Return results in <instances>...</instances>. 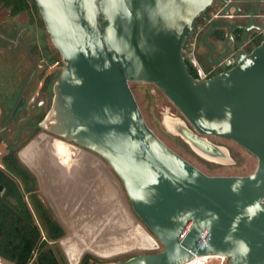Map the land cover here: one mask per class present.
Here are the masks:
<instances>
[{
    "label": "water",
    "instance_id": "water-1",
    "mask_svg": "<svg viewBox=\"0 0 264 264\" xmlns=\"http://www.w3.org/2000/svg\"><path fill=\"white\" fill-rule=\"evenodd\" d=\"M213 1L34 0L63 62L38 125L98 155L144 225V244L116 264H177L194 255L264 264V38L249 52L230 53V68L195 81L182 47L196 18L209 22L201 40L210 53L221 49L205 40L213 29L231 37L225 16L235 3L223 0L222 17L212 19L206 8ZM222 47L219 59L230 52ZM130 82L154 84L171 101L182 117L164 115L163 127L192 153L232 164L227 148L207 137L230 139L256 158L255 169L204 174L146 125Z\"/></svg>",
    "mask_w": 264,
    "mask_h": 264
},
{
    "label": "rangeland",
    "instance_id": "rangeland-1",
    "mask_svg": "<svg viewBox=\"0 0 264 264\" xmlns=\"http://www.w3.org/2000/svg\"><path fill=\"white\" fill-rule=\"evenodd\" d=\"M39 18H41L40 15L39 17L36 14L34 16H30L27 12H21L18 15L12 17L8 15L7 9L0 7V51H3L4 47H8L10 45L18 46V48L14 52V55L16 57H13L14 60L18 61L17 69L19 71L17 70L18 76L16 77V79L24 78L28 70L30 69V67L33 66L32 74L30 76V82L27 87V92L29 95H33L34 97L33 102H35V104L36 102L39 103L40 101H43V104H41L40 108L46 113L49 108L50 100L52 97L51 86L54 80L58 77V74L63 66V62H62L60 54H59V58L57 59V62L50 63L45 58L46 57L44 56L45 50L42 48L43 46L42 43L46 46L47 51L52 52L56 49L52 45L46 33V30L44 28L43 22H40ZM38 25H43V26H38ZM33 43H36L37 49L41 51V53H43V57L45 59H40V58L35 59V56H28V53H27L28 47ZM48 75H50V79H49L47 88L42 89L41 87H42L44 78ZM129 88L133 94L135 102L141 112V115L146 125L171 150H173L175 153H177L182 158L187 160L189 163H191L193 166L198 168L204 174L206 175H246L248 173H251L255 169L256 158L251 153H249L247 150H245L244 148H242L241 146H239L238 144H236L230 139L208 136L210 140L220 142L221 144L225 145L229 149L230 155L233 159L232 164H229V165L217 164L214 162L206 161L198 157L197 155H195L189 150L188 146L184 142H182L180 138L169 134L163 127L162 118L164 115L182 117L180 112L171 103V101L154 84H151V83L130 82ZM31 110L33 113L36 110V108H33ZM22 121L23 119H20L18 123L15 124L16 126L13 125L14 123H11L10 131H6V129L3 127V122H0V134L3 135V133H6L5 140L0 141V168L1 169L4 168L1 162V158L6 153V144L9 142V140H12L15 137V134L17 135V131L19 128L18 126H21L23 124ZM27 134H28V131L23 128L19 131V136L17 135L18 139L15 144L16 151L19 150L22 146H24L23 144H25V142L31 137V136H27ZM34 137L35 135L32 138H30L29 141L35 139ZM63 141L71 146L76 147L79 151H81L85 155L82 162L77 164L76 161H72V164L69 165L70 167L71 166L74 167L72 171L67 173L70 176L71 184L72 183L74 184L76 177L79 176V178L81 179V184H82L80 185L84 187L85 191H86V188L92 190L93 186L91 187V182L93 181V184H94L96 183L94 182V180L97 179V182H98V179H99V200L101 199L103 200L102 202L105 201L106 203V207H104V206H101L102 202L100 201L98 213L97 212L91 213L93 214L92 216L90 215V213H87V215L81 218L79 221L76 220L75 222H72L70 224L69 223L64 224L66 226L65 233L61 237L55 240H52V241L51 240L46 241L45 247L50 248L52 250V252L56 256L60 264H71L63 248V242L66 240H75L78 237L81 238V235L82 236L84 235L83 233H85V235L90 237L92 232L94 230H97L98 228H99V234L102 233L101 230H103V228L106 225L111 224L108 221L110 220V218L112 219V221L116 220L118 223L119 216H117V205L119 207V211L120 209H123L125 207V210L127 211L128 216H130L137 223L141 224L143 227L144 225L141 223L138 217L131 210L120 181L115 176V174L112 172V170L108 167V165L98 155L91 152L90 150L76 143H73L69 140H63ZM61 149L62 147L60 144L57 146V151L60 152ZM72 153H74V151ZM71 155L73 156L74 154H71ZM50 158H51L50 164H52L51 165L52 168H49L51 170L47 169V181H49L53 177L54 180L52 181H55V182L57 180L59 181V185L57 184L58 187L67 188L70 184L62 185V183H65L66 181L65 179H61V177L65 178L64 176H66L64 172V168L60 167L56 163V160L54 159V157H52V155L50 156ZM93 158L98 159L101 164L99 163V166H98L97 165L98 163L95 162ZM94 164L95 166H92ZM101 165L103 167H101ZM90 166L92 167L90 168ZM93 168H94V173H93ZM104 173H107L109 174L110 177H112L117 188L120 190V193L116 195L117 193L116 192L114 194V197H112V199H110L111 197L110 194L105 195V193L102 192L103 190H100V187L102 188L104 187V185L101 183V179L103 178ZM106 177H108V175ZM41 186H43V184ZM114 187L115 186H113V188ZM109 188L112 189L111 185H109ZM75 190L78 192V189H75ZM36 194H38L41 200L44 201V203L48 205L47 199L45 198L44 195H42V193L39 190L38 183H37ZM22 195H23L22 197L24 201L26 202L27 206L31 210L30 205H29L30 203L27 197L28 194L23 193ZM97 197L98 196L96 195V198ZM76 200L77 198L76 199L73 198V202H76ZM84 202H85L84 204H86L87 200H85ZM113 207H114V211H111ZM34 219H35V216H34ZM58 223L60 224L59 221ZM119 227L121 229V231L119 232L122 234L120 235L114 234V235L118 236L121 239V235H125L126 228L122 230V226L118 225L117 229H119ZM40 235L42 238L45 235V233L41 229H40ZM85 235L84 237L87 238ZM84 254H89L92 256L88 260V264H92L94 261L111 262L117 259H126L127 257L133 255L134 253L131 251H122L110 257L104 258V257L97 256L91 252L83 251L79 257L81 258V256H83ZM79 261L80 259L74 264H78ZM212 262L215 263V260H213ZM227 262H228V259L225 261V264Z\"/></svg>",
    "mask_w": 264,
    "mask_h": 264
},
{
    "label": "flooded vegetation",
    "instance_id": "flooded-vegetation-1",
    "mask_svg": "<svg viewBox=\"0 0 264 264\" xmlns=\"http://www.w3.org/2000/svg\"><path fill=\"white\" fill-rule=\"evenodd\" d=\"M222 1L223 0H214L211 5L206 8V13L210 16V18L217 19L219 17H222L221 13H223L224 10V3H222ZM231 1L235 3V7L232 8V10L229 12L230 14L225 16L229 18V25L232 26L230 33L231 37H229L228 29H213L211 34L205 38L206 42L211 45L216 46L217 44H219V46L221 47L220 50L214 49L210 53V48L202 42L201 37L208 31L209 27V22L203 16H198L196 18L194 22L195 26L193 35L187 38L183 44V59L185 61L187 69L191 72H195L196 75L194 78L197 77L199 71L201 73L207 72L209 77H212L221 72L223 69L230 68L232 66V64L229 62L231 56L230 53L237 52L238 50L249 52L264 38V0H229L227 2ZM233 11H236V13L232 14ZM216 13L218 15L214 16V14ZM16 15H13L12 17ZM236 25L249 26L247 31L245 32V30H241L235 27ZM258 25H260L262 28L257 29ZM231 38L237 43H240V46H232ZM223 44H227V46H230V52L219 59L220 55L226 51V49L222 47ZM218 59L219 62H217ZM32 70L33 66L30 67L22 81H19L16 86L12 88L10 94L0 99V122H3V127L6 129V131H10L11 123H14L13 125H15L20 119H23L22 125H25L26 121H28L32 117V115L41 110L40 106L41 104H43V101H40L39 103L36 102L35 104V102H33V95H29L27 92V87L30 82ZM33 108H36V110L32 113L31 109ZM38 123L37 126L40 127ZM25 130L28 131L27 136H31L30 138H32L35 135V139L29 141V138L25 142V144H23L24 146L16 151V156L19 161L34 174L40 192L47 199V203L56 220L60 222L64 233L66 227L64 224L72 223L76 220L79 221L81 218L86 216L87 213H90L91 216L93 215L91 213H98L100 201H103L100 199L98 202L97 200L99 198V179L97 182V179L95 177L96 180H94V182L96 183L93 184V181L91 182V187L93 186L92 190L86 188L85 191L84 187L81 186L82 184L79 176L76 177L75 183L71 184L70 176L67 174L74 168L73 166H69L70 164H72V161H76V163L78 164L82 162L85 155L76 147L71 146L63 141L66 139L56 136L42 129L41 127L39 131L31 135L29 129L26 128ZM5 134L6 133H3V136H5ZM207 139L214 144L225 146L220 142L210 140L208 137ZM12 143L14 144L15 142ZM30 143L32 144L29 145ZM60 144L62 148L68 147L71 150L70 157L72 156L71 154L73 151L75 154L72 156L71 160H69L68 158L69 162H66L65 167L62 166L63 159L60 157V152L57 151V146ZM9 149L11 148H9V146H6V152H8ZM20 150H23V160L26 161V163L21 160L18 155V152ZM227 150L229 151L228 148ZM49 154L50 156L52 155V157H54L56 163L60 167L64 168L66 176H64L65 178L61 177V179H65L66 181L65 183H62V185L70 184L67 188L58 187L57 184L59 185V181H52L54 180L53 177L48 181V185H45L42 181V177L44 180H47V169L52 168V164H50L51 158ZM93 160L97 162V165L99 166L100 161L95 158H93ZM92 166H95V164ZM92 166H90V168ZM42 184L43 186H41ZM75 189H78V192ZM96 195L98 196L97 198ZM73 198H77L76 202H73ZM85 200H87L86 204H84ZM103 203L104 202H102V204ZM102 204L101 206L106 207V203L103 205ZM111 211H114V207ZM118 211L119 207L117 205V213ZM79 259L81 258L79 257Z\"/></svg>",
    "mask_w": 264,
    "mask_h": 264
},
{
    "label": "trees",
    "instance_id": "trees-1",
    "mask_svg": "<svg viewBox=\"0 0 264 264\" xmlns=\"http://www.w3.org/2000/svg\"><path fill=\"white\" fill-rule=\"evenodd\" d=\"M0 7L7 9L9 16L27 12L30 16L36 14L39 17L34 0H0ZM39 20L42 22L41 18ZM42 45L47 61L57 62L59 53L56 50L47 51L46 46L43 43ZM17 48V45H10L0 51V99L8 96L12 88L23 79H16L19 71L18 61L13 57H16L14 52ZM27 53L28 56H35V59H45L43 53L37 49L36 43L28 47ZM187 71L195 77V72L188 69ZM49 79L50 75L44 78L42 89L47 88ZM44 114L43 110L37 111L25 125L19 126L17 135L19 136L22 128L29 129L30 135L39 131L37 123ZM17 135L6 144L11 149L1 158L4 168H0V185L3 188L0 194V258L7 264H60L52 250L45 245L47 240L52 241L61 237L64 230L49 205L36 194L37 182L34 174L16 156ZM5 138L6 136L0 134V141H4ZM23 193L28 194L32 211L24 201ZM40 229L45 233L43 238ZM91 257L84 254L78 264H88Z\"/></svg>",
    "mask_w": 264,
    "mask_h": 264
},
{
    "label": "bare ground",
    "instance_id": "bare-ground-1",
    "mask_svg": "<svg viewBox=\"0 0 264 264\" xmlns=\"http://www.w3.org/2000/svg\"><path fill=\"white\" fill-rule=\"evenodd\" d=\"M31 144L32 143H30L29 145ZM70 153L71 150L68 147H63L61 149L60 157L63 159L62 162L63 167H65L66 162L67 163L69 162L68 158L70 159ZM20 156L23 159V150L20 151ZM101 167L103 166L101 165ZM42 181L44 182L45 185L46 184L48 185V181L44 180L43 177H42ZM107 186L108 184L104 183V187L103 188L100 187V190H104L105 194L106 193L110 194L112 192V189L107 188ZM97 200L99 202V198ZM123 212L125 213V215ZM117 216H119L118 223L116 220L115 222L112 221V219L110 218V220L108 221L111 224L106 225L103 228V230H101L102 233L100 234L98 228L97 230H94L92 232L90 237L85 235V233H83L87 238H85L84 235L83 236L81 235V238L78 237L75 240L64 241L63 248L65 250L67 258L69 260H76L83 251L91 252L97 256L110 257L112 255H115L116 253L126 251L128 249H132L136 247V245L142 246L144 243L142 242L141 236L139 235L143 231L140 228V225L136 221H134L130 216L127 215V211L125 210V207L123 209H120V211L117 213ZM116 223L122 226V230L126 228L125 235H121V239L118 236L114 235V234H118V235L122 234L119 232L121 231L120 227L119 229H117L118 225Z\"/></svg>",
    "mask_w": 264,
    "mask_h": 264
},
{
    "label": "built area",
    "instance_id": "built-area-1",
    "mask_svg": "<svg viewBox=\"0 0 264 264\" xmlns=\"http://www.w3.org/2000/svg\"><path fill=\"white\" fill-rule=\"evenodd\" d=\"M225 2L229 0H224ZM218 14H214V16H217ZM210 78L207 72L201 73L200 71L197 74V77L194 78L195 81H199L202 79H208ZM118 260V259H117ZM111 261V262H103V261H94L92 264H116V261ZM215 260V263L212 261ZM227 258L224 256L220 255H194L193 257L182 261L178 262L177 264H225V261ZM0 264H7L4 260L0 258Z\"/></svg>",
    "mask_w": 264,
    "mask_h": 264
},
{
    "label": "crops",
    "instance_id": "crops-1",
    "mask_svg": "<svg viewBox=\"0 0 264 264\" xmlns=\"http://www.w3.org/2000/svg\"><path fill=\"white\" fill-rule=\"evenodd\" d=\"M72 157V156H71ZM67 172V171H66ZM105 174H106V176L108 175V177H106L105 176ZM111 180V181H110ZM106 183V184H109V185H111V187H112V192L110 193V195H111V197H110V199H112V197H114V194L116 193V195H118L119 193H120V190L117 188V186H116V184L114 183V180L112 179V177H110L109 176V174H107V173H104V175H103V178L101 179V183L104 185V183ZM113 183V184H112ZM115 184V185H114ZM109 185L107 186V188H109ZM113 186H115L114 188H113ZM103 192H104V190H103ZM106 194H109V193H106ZM105 194V195H106ZM103 196H104V194H103ZM120 196V195H119ZM119 199H120V197H119ZM116 200H118V199H116ZM118 203V202H117Z\"/></svg>",
    "mask_w": 264,
    "mask_h": 264
}]
</instances>
